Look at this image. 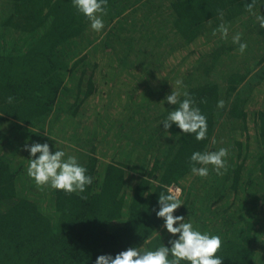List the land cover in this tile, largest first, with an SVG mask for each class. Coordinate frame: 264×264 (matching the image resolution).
Listing matches in <instances>:
<instances>
[{"label":"trees","instance_id":"1","mask_svg":"<svg viewBox=\"0 0 264 264\" xmlns=\"http://www.w3.org/2000/svg\"><path fill=\"white\" fill-rule=\"evenodd\" d=\"M149 1L108 0L101 33L89 28L71 0L1 5L0 264H95L99 255L167 243L152 209L169 185L182 189L176 214L221 236L222 264H264V29L246 13L245 0H165L164 8L162 0L156 8ZM163 9L177 49L149 73L123 67L130 53L116 50L109 34L117 27L127 31L126 25L137 32L140 24L148 33L134 17L138 12L148 24L165 27ZM257 11L264 13V6L258 3ZM221 12L243 34L245 53L230 37L213 41ZM225 62L219 82L210 73ZM254 71L253 87L239 93ZM177 80L184 88L176 89ZM173 89L191 93L207 116V139L160 125L176 107L163 101ZM221 99L225 107L218 109ZM48 120L46 141L77 156L93 177L83 194L37 187L27 176L23 146L32 143L31 128ZM220 147L229 150L222 175L191 174L194 151Z\"/></svg>","mask_w":264,"mask_h":264},{"label":"clouds","instance_id":"2","mask_svg":"<svg viewBox=\"0 0 264 264\" xmlns=\"http://www.w3.org/2000/svg\"><path fill=\"white\" fill-rule=\"evenodd\" d=\"M72 6L87 21L89 28L101 33L105 28L104 16L107 14L108 0H71ZM264 6V0H245V11L254 17L260 29H264V13L257 11V4ZM224 14H219L220 23L213 29L212 35L221 40L231 39L233 45L243 54L248 44L242 39V33L230 34V25L224 21ZM184 88L182 80L176 81V89ZM183 97V98H181ZM13 97H8L12 103ZM163 101L176 106L168 111L160 122L168 131L175 125L181 134L193 136L196 141L207 139V116L197 106L193 96L188 91L173 89L165 95ZM216 107L223 109L225 101L218 100ZM169 132V131H168ZM47 137V136H46ZM215 143V141H213ZM23 150L29 153L26 173L37 187H48L67 194H83L93 183V177L83 166L77 156L66 155L62 149H57L55 143L47 141L25 143ZM229 150L220 147L217 150L194 151L189 157L191 174L206 178L210 171L222 175L227 167ZM182 189L176 185L167 186L159 193L157 207L152 209L155 217L162 220L158 234L167 235V243L163 242L154 249H143L140 246H130L111 254L99 255L95 264H222L223 259L217 255L222 247L219 234L202 232L186 216L176 214L183 206L180 199ZM81 198H86L83 195ZM163 234V235H162Z\"/></svg>","mask_w":264,"mask_h":264},{"label":"rangeland","instance_id":"3","mask_svg":"<svg viewBox=\"0 0 264 264\" xmlns=\"http://www.w3.org/2000/svg\"><path fill=\"white\" fill-rule=\"evenodd\" d=\"M8 3V0H0V8H1V5H4V4H7ZM160 1L159 0H150L148 2V6L149 7H152V8H156L158 5H159ZM162 6L164 8V4L167 3L165 0H162ZM167 5L165 4V7ZM6 12L5 9H0V13L2 12ZM163 11V14L165 16V19H161L163 24H165L166 26L163 27H158L156 24L153 25V23H150L148 24L147 22V19H148V16L147 15H144L142 14V12H138L136 14V16L134 17H137L138 18V22L139 23H146L145 24V28H147V25H148V28H149V32L147 33V31L145 32L144 29H141L142 25L144 24H140V26L137 25V27L139 28V30L136 32V28L135 27H132L131 25L129 26H123L126 30L130 29V32L134 35V40L135 42L133 43H130L129 42V38H131L130 34L127 31H121L122 28L121 27H117L116 30H112V32L109 34V40L111 41V43L113 44V46L115 47L116 50H119L122 54L123 51H129L130 55H129V58L125 61L124 60V66H137L140 70L142 69L145 73H149L153 70V68L157 67L159 69V64H165L166 62V58H169V55L171 53H173L177 48V46H179L180 44V41H178L177 38H175L173 36V33H171V26L169 24V20H170V16L167 12V10H162ZM156 14V11L153 12V15ZM127 27V28H126ZM163 27V28H162ZM237 32L234 28H230V34L231 33H235ZM147 35V36H145ZM111 37L116 40V41H119L116 42L114 40H111ZM219 41L220 38L218 36H214V40L213 41ZM184 48V47H183ZM258 51V48L256 49ZM261 57L259 55H257L256 57V53H255V59L256 60H259ZM230 62V61H229ZM250 64L254 65V62L251 61ZM179 64H176L174 65L173 69H171V73L169 78L173 77L178 69H177V66ZM128 67H125V68H128ZM226 67H227V63L225 62L223 65H222V68L220 69L219 73H217L215 75V72H217L215 69L213 71V73H210V75L212 76V78H214L215 80H219V82H223L224 80V73L227 72L226 70ZM155 68V70L157 69ZM218 70V69H217ZM256 71V69H255ZM253 72L251 73L252 77H250L251 75H249L247 77V79L245 80V82L241 83L239 86V89H238V92L241 93L247 89H249L250 87H253L252 85L256 82V77H257V74L256 72ZM203 72V70H202ZM259 72V71H257ZM197 80H202V74L201 73H197ZM123 77V81L126 79L127 81L132 77L130 76L129 74L128 75H122ZM201 77V78H200ZM207 77H203V81L206 79ZM106 87L107 86V83H105ZM109 90H106V93L108 92ZM158 91H161V90H158ZM159 95V94H158ZM75 98V97H74ZM50 123H53L52 120H48L45 125L42 127V128H31V130L34 132L33 133V136H31V140L32 142H40V143H43L46 141V139H49V127H50ZM48 133V134H47ZM47 136V137H46ZM221 143H226V138L224 137L222 141H220Z\"/></svg>","mask_w":264,"mask_h":264}]
</instances>
